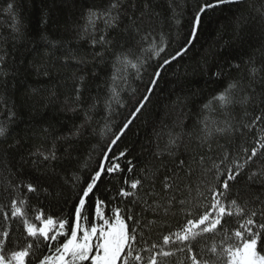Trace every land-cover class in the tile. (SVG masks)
I'll return each instance as SVG.
<instances>
[{"label":"trees","instance_id":"trees-1","mask_svg":"<svg viewBox=\"0 0 264 264\" xmlns=\"http://www.w3.org/2000/svg\"><path fill=\"white\" fill-rule=\"evenodd\" d=\"M132 2L135 4V15L143 13V19L136 25L141 35L148 30L153 36L171 40L168 52L173 53L190 31L189 22L198 0ZM8 3L13 4V15L19 21L20 34L11 31L13 15L4 12ZM104 3L105 0H0V55L6 56L4 74L0 75V127L6 129L5 135L0 136V207L9 202L4 189L18 177L39 187L37 193L29 194L30 208L27 211L30 219L35 209L43 208L46 214L68 217L71 223L72 202L79 185L72 186L67 177L75 175L81 180L87 177L111 133L125 120L135 100L144 91L155 62L153 67L146 69L141 79L133 74L134 70L122 69L112 55L119 53L122 45H129L139 39L134 32L129 34L128 29L134 26L126 19L122 18L120 27L110 32L114 44L103 60H94V53L99 49H94L88 38L81 39L78 35L86 9L100 7ZM262 53L264 0L222 5L209 12L203 18L195 46L183 59L174 61L167 68L155 95L151 97V103L118 142L117 151L128 150V159L136 165L131 174H124L128 180L147 176L155 182V190L159 191L163 173L172 168V160L165 150L169 132L178 133L183 130L188 133L179 148L178 154L182 159L192 161L202 153L195 139L199 133L196 121L201 118L202 105L219 88L211 75L212 71L217 70V64H238L240 71H230L229 80L240 78L245 86L250 85L259 102L264 94V72L258 71L255 78H251L246 62L254 60L255 67L259 69L264 66ZM121 73L127 79V85H122L119 79L115 82L120 85L118 90L127 106L117 107L113 104L109 113L104 100L113 83V76ZM81 76L85 77L80 92L83 111L73 112L70 108L75 104V88ZM178 98L182 101L179 104ZM96 101L99 102L96 107L88 111L89 106ZM261 110H264V105L255 111L249 109L248 112L255 116ZM85 111L90 117L88 124H85ZM236 113L243 115L240 109ZM81 124H85L82 134L70 142L71 146L69 142L60 139ZM260 137H264V125L257 124L241 143L250 152ZM53 143L61 160L43 168L33 166L30 153L37 148L48 149ZM217 143L227 149L226 139H218ZM216 155L215 152H208L203 165L193 163L189 175L181 174V187L188 191L182 193L179 199L191 201L195 198L201 207L207 203L199 194L206 193L208 187L215 185L213 176L206 173ZM89 157H92L90 161ZM258 157L260 159L256 161L257 164L264 162V149H258ZM85 165L88 171L84 170ZM49 167H54L55 171H49ZM77 168L81 170L76 172ZM120 186L130 190L123 185V177L113 183L112 177L104 176L99 184L98 195L107 200L115 195ZM145 187H149L148 182H145ZM106 189L111 191L106 192ZM136 191L138 198L148 199L144 192L139 189ZM232 198L237 200L240 207L259 208L262 205L252 201H264V185L249 180L242 173L233 187ZM128 200L132 198H127L123 206L132 208L133 213L140 212V208L128 203ZM116 203L119 205L121 201L117 200ZM141 215V222L144 216L150 221L154 219L151 214ZM181 219L182 214H178L167 223L171 226ZM226 219L228 223L223 231L208 238V245H219L221 238L225 240L224 247L236 243L233 237L236 218ZM159 235L158 229H153L150 234L145 232L151 242H159ZM203 249H206L205 243L198 245L194 251ZM258 250L264 252V249ZM218 251H221L219 247ZM209 264L226 262L212 257Z\"/></svg>","mask_w":264,"mask_h":264},{"label":"snow or ice","instance_id":"snow-or-ice-1","mask_svg":"<svg viewBox=\"0 0 264 264\" xmlns=\"http://www.w3.org/2000/svg\"><path fill=\"white\" fill-rule=\"evenodd\" d=\"M244 2L245 0H198L189 22L190 31L173 53L168 52L171 40L153 36L148 30L141 35L136 25L143 19V13L135 15L132 0H105L100 7L86 9L78 35L81 39L88 38L89 44L94 49H99L94 53V60H103L105 54L112 49L114 40L110 37V32L117 30L124 18L134 26L128 29L129 34L134 32L139 39L129 45H122L119 53H112L116 64L124 70H134L133 74L141 79L146 69L153 67V62L154 69L128 116L111 133L108 143L96 157L95 167L88 171V166H84V170L88 171L87 177L83 180L75 175L67 177L72 186L79 185L72 202L71 223L68 217L46 214L43 208L35 209L32 218H29V194L37 193L38 185L17 177L4 189L9 202L0 207V264H176L177 261L179 264H209L212 257L224 259L226 264H264V252L258 250L264 249V201H252L261 204L259 208L240 207L237 200L232 198L233 187L242 173L249 180L259 181L264 185V162H256L260 159L258 149H264V142H261L264 137L259 138L256 147H252L250 152L241 143L257 124L264 125V110L255 116L248 112L249 109L255 111L264 105V94L257 102L250 85L245 86L240 78L229 80L230 71H240L238 64H217V70L211 72L219 88L202 105L201 118L196 121L199 133L195 139L202 149L201 154L192 161L182 159L178 154L179 148L188 133L182 130L167 134L165 150L172 160V168L163 173L159 191L155 190V182L147 176L129 181L124 174H131L136 165L128 159V150L117 151L118 142L151 103V97L155 95L163 73L174 61L183 59L195 46L203 18L222 5H239ZM4 12L13 15V4L8 3ZM10 28L14 34L21 32L15 15ZM261 59L264 60V53L261 54ZM5 62L6 56L0 55V75L4 74ZM246 63L249 65L251 78L254 79L258 71L264 72V66L257 69L254 60L250 59ZM117 79L122 85H127V79L122 73L113 76V83L104 100L109 113L113 104L117 107L127 106L118 90L120 85L115 82ZM84 82L85 77H78L75 104L70 108L73 112L83 111L80 92ZM181 102L178 98L177 103ZM97 103L99 102L90 105L88 111L93 110ZM237 109L243 115L236 113ZM11 115L14 116V113ZM84 115L85 124L90 123L88 112L85 111ZM85 124L76 126L60 139L69 142L71 146L70 142L81 136ZM5 131L4 127H0V136H4ZM218 139H226L227 149L230 150L219 145ZM214 144L216 147H213ZM208 152L217 153L206 173L213 176L215 185L208 187L206 193L199 194L201 199L207 200L201 207L195 198L191 201L179 199L182 193L188 191L181 187V174L189 175L193 170V163L203 165ZM91 159L89 157V161ZM30 160L33 166L43 168L55 165L61 157L57 155L53 143L48 149L37 148L31 152ZM48 170L55 171L54 167H49ZM80 170L77 168L76 172ZM249 172L251 175H248ZM104 176L112 177L113 183L123 177V185L130 190L120 186L115 195L107 200L101 199L98 195L99 184ZM145 182H148V188L145 187ZM138 189L148 199L138 198ZM109 191L111 189H106V192ZM129 197L132 200L127 202L140 208V212L133 213L132 208L123 206ZM117 200L121 201L119 205ZM142 213L151 214L154 219L150 221L144 216L141 222ZM178 214H182V219L169 226L167 221L174 220ZM233 217L236 218L233 233L236 243L224 247L225 240L221 238L219 245H208L207 239L215 237L218 231H223L228 223L226 218ZM153 229L160 232L159 242H151L145 236V232L150 234ZM201 243L206 244V249L194 251ZM218 247L221 251H218ZM198 255L201 256L200 259L197 258Z\"/></svg>","mask_w":264,"mask_h":264}]
</instances>
